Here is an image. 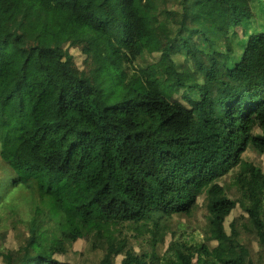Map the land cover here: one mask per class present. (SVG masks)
<instances>
[{"label":"trees","instance_id":"1","mask_svg":"<svg viewBox=\"0 0 264 264\" xmlns=\"http://www.w3.org/2000/svg\"><path fill=\"white\" fill-rule=\"evenodd\" d=\"M58 15L99 29L110 53ZM81 59L132 69L113 102ZM248 150L264 156V0H0V157L49 201L8 211L0 264H219L216 251L243 248V218L264 246V166ZM234 173L246 181L231 195ZM203 190L218 242L170 238L164 217L194 216Z\"/></svg>","mask_w":264,"mask_h":264},{"label":"rangeland","instance_id":"2","mask_svg":"<svg viewBox=\"0 0 264 264\" xmlns=\"http://www.w3.org/2000/svg\"><path fill=\"white\" fill-rule=\"evenodd\" d=\"M219 5H215L212 2H205L202 4V9L208 13L212 14L213 17L218 21H222L227 18L228 13L222 9V7H218ZM72 25V26H91L96 30L97 36L95 37V44L92 46L94 51L97 52L100 56L107 55L111 51V43L108 38V36L102 34L99 29L91 25L87 22H72L68 20L67 18L58 15V28L60 31L63 29V27L66 25ZM148 22L145 19L139 20L137 23V30L139 32H144L145 35H147L149 38H151V34L147 29ZM223 33V31H222ZM221 32L219 35L222 34ZM82 46L79 45L78 49L76 51L82 53ZM99 65L101 66L99 68ZM73 66L76 70L79 71H85L87 74L91 75V78L94 80V83L99 86L100 90L102 91L103 95H106V99L108 100V103H111L114 101V98H110L109 94L113 90V79L116 78L118 82L128 77L130 72H132V69H124V68H118L115 66L113 61H106L102 64H94L92 62H83L82 59L79 62V60L75 61L73 63ZM94 69V70H92ZM154 70H156V67H153ZM101 71L103 72V76L100 77ZM181 77L188 81L189 78L185 75H181ZM234 86H241L242 82L233 84ZM182 103H186L185 100H180ZM246 161H249L252 163V161L256 162L257 164H260L264 166V156L259 154L257 150H248L246 153V156L244 157ZM12 167L10 164L0 157V179L1 182H4L5 184L2 185L8 187L6 190H2V193L0 195V230L5 229L9 227V223L7 222V214L8 211L11 209H17L25 214L30 213L33 206L36 204H41L43 207L49 206V201L45 198L47 196H43L39 189L37 188L35 181L31 180V184H19V185H13L11 182L10 175L12 174ZM246 178L238 175L227 176L226 179L223 180L226 185V192H228V186L230 185L231 191L230 194L232 195L236 191L241 189L240 184L245 183ZM0 182V190L2 189ZM261 184H257V190H261ZM209 202L208 193L206 190L202 191V205L196 212L194 216L191 218L183 217L178 218L177 216H171L167 215L164 217L163 222L167 226V228L173 230L171 231L169 236L170 238L176 240L177 236L180 235L184 240L187 238H192L188 243L190 245H193L196 241H199L200 243H203L204 241L210 242L212 244V247H214V244L218 242L217 238V228H209L208 220L205 216L206 214V208L207 203ZM206 203V205H205ZM28 216L25 217V219ZM243 225L245 228L241 227V234L244 236L243 240V248L241 249H230L227 253L222 254L221 251H216V256L218 258L219 264H228L227 263V257H236V255L240 254H246L251 253L254 260L257 262V264H264V246L261 243L260 237L256 233L254 229H251L248 226V221L246 218L242 219ZM24 230L28 231L27 226H23ZM118 243H124L125 242V236L124 234H119L116 238ZM76 247L82 246V240H79L76 244Z\"/></svg>","mask_w":264,"mask_h":264},{"label":"crops","instance_id":"3","mask_svg":"<svg viewBox=\"0 0 264 264\" xmlns=\"http://www.w3.org/2000/svg\"><path fill=\"white\" fill-rule=\"evenodd\" d=\"M103 65V64H102Z\"/></svg>","mask_w":264,"mask_h":264}]
</instances>
